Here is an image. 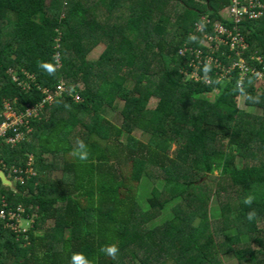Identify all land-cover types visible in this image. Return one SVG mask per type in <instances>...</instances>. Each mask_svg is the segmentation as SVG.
Returning a JSON list of instances; mask_svg holds the SVG:
<instances>
[{
	"label": "trees",
	"instance_id": "obj_1",
	"mask_svg": "<svg viewBox=\"0 0 264 264\" xmlns=\"http://www.w3.org/2000/svg\"><path fill=\"white\" fill-rule=\"evenodd\" d=\"M229 3L0 0V112L37 109L16 142H4L12 129L0 136V170L19 178L14 189L0 180V207L32 220L25 231L0 221V264H70L73 253L90 264H264V9L234 22ZM236 30L238 55L222 42ZM239 59L244 75L228 70ZM240 95L261 114L240 109ZM77 140L86 162L72 155ZM112 244L115 259L100 251Z\"/></svg>",
	"mask_w": 264,
	"mask_h": 264
},
{
	"label": "built area",
	"instance_id": "obj_2",
	"mask_svg": "<svg viewBox=\"0 0 264 264\" xmlns=\"http://www.w3.org/2000/svg\"><path fill=\"white\" fill-rule=\"evenodd\" d=\"M229 1L230 3L224 9L226 10L225 17L228 19L231 18L232 21L234 22H238L239 18L243 14H249L250 18H260L263 16L264 0H229ZM216 31L218 32V34L225 33V29L219 24L216 25ZM218 40L221 41L222 39L219 38ZM222 42H225V44L229 46L230 50H233V51L236 50L237 55L240 53L239 51L247 47V43L245 42L244 37L239 32H237V30L235 34L228 32L226 40ZM184 51L185 49L180 50L179 54L182 55ZM208 62H210V59H208ZM235 66H238V68L242 70L241 75H244V72L246 69L241 59H239L238 63H233V65L229 67L228 70L233 69V67ZM224 73H227V72L224 71ZM57 90H58V93L62 91V86H57ZM51 99H52L51 95L47 94L45 101H51ZM40 107H42V105H40ZM31 110H32V114H29L30 111L27 112L28 110L24 114H16L15 111L11 108L10 109L11 117L9 118L5 117L4 120L0 123V136H4L7 130L12 129L13 132H15V136L13 138L9 137L7 138V140L13 142L14 139H17L16 136H19L20 134H22L18 132L19 126L21 125L25 126L26 118L32 116L33 113L37 112V109L35 108H31ZM15 120H17V122H14ZM29 171L33 173L31 168H27L25 170V173L28 174ZM16 172H17L16 169H12V173H16ZM10 176H11V173H8L7 176L5 177L9 180ZM13 178L19 179L18 176H13ZM2 205L5 206L4 202L2 203ZM3 206L2 208L0 207V221L4 222V226H10L13 230H16L17 228L15 229L14 226H18L17 223L20 218V213L22 212V209L17 207L16 211H12V210L4 209ZM9 220L11 221L15 220L14 224L13 223H11V225L8 224L7 222Z\"/></svg>",
	"mask_w": 264,
	"mask_h": 264
},
{
	"label": "rangeland",
	"instance_id": "obj_3",
	"mask_svg": "<svg viewBox=\"0 0 264 264\" xmlns=\"http://www.w3.org/2000/svg\"><path fill=\"white\" fill-rule=\"evenodd\" d=\"M46 2L48 3V2H50V0H46ZM226 10H223L222 11V14L224 15V16H226ZM261 18H263V16L262 17H260L259 19H261ZM103 48H104V46L103 45H98V46H96L87 56H86V58L88 59V60H95L98 56H99V54L102 52V50H103ZM226 74L225 73H223L219 78L222 80H224V79H227V77L225 76ZM264 86V77L263 76H259L258 77V80H257V82H256V84H255V87H256V89L258 90V91H260L261 89H262V87ZM218 93V91L217 90H215V91H213L212 93H210V94H208V95H206V97L209 99V100H213L214 99V97H215V95ZM236 102H237V105H238V107L240 108V109H242V110H245V111H247V112H251V113H253V114H261V111L259 110V109H256V108H253V107H249V106H246L245 105V103H244V96H242V95H240V96H238L237 98H236ZM155 104H156V100L155 99H151L150 101H149V103H148V107L149 108H152V107H154L155 106ZM4 107H5V109H4V111H2V112H0L1 113V115L2 116H4V118L5 117H7V118H9V117H11V112H10V109H11V107H10V105L8 104V103H5L4 104ZM30 111V112H29ZM27 112H29V114H32V110L31 109H28V111ZM115 114V113H114ZM114 114H112V113H110V111H108V115H107V117H109L111 120H115V115ZM37 115V112H35V113H33V116L35 117ZM14 122H17V120H15ZM116 122V121H115ZM118 123V122H117ZM30 129H28L27 130V132L29 131ZM76 132H78V129H76L75 130ZM136 138H138L139 140H141V141H143V142H146L147 141V134H145V133H143L142 131H140L139 129H135L134 131H133V133H132ZM23 136V134H20L19 136H16L17 137V139H14L13 140V142H16L18 139H20L21 137ZM125 140H126V136H125V134H123L120 138H119V141L120 142H125ZM5 143H10V144H13V142L12 141H9V140H5L4 141ZM50 144H53V141H50ZM49 144V148H55V147H53V145H50ZM175 149V146H173L172 145V147H171V150H170V155H172V151ZM50 154H48V155H45V158H47L48 156H49ZM32 163V157L31 158H29V163L28 164H31ZM33 172V171H32ZM34 173L35 172H33V173H31L30 171H29V175L30 174H33L34 175ZM217 174V172L215 171L214 172V175H216ZM60 176V172L59 171H55L54 172V174H53V177L54 178H58ZM10 180V182H11V187H13V189H14V180H17L16 178H12V179H9ZM140 199V198H139ZM141 200H143V199H141ZM213 202H214V200H212V202H210V204L211 205H213ZM20 209H22V207L21 206H18ZM31 222H32V220H26V219H22V218H19V220H18V223H17V225L18 226H14V228L16 229V230H22V231H25V230H27L29 227H30V225H31ZM222 264H237V262H236V260H235V258H233L231 255H224V257H223V262H222Z\"/></svg>",
	"mask_w": 264,
	"mask_h": 264
},
{
	"label": "clouds",
	"instance_id": "obj_4",
	"mask_svg": "<svg viewBox=\"0 0 264 264\" xmlns=\"http://www.w3.org/2000/svg\"><path fill=\"white\" fill-rule=\"evenodd\" d=\"M39 66L44 70H46L49 74H53L55 71L53 65L48 62H40ZM72 155L79 161L86 162L89 159V155H90L87 144L83 140H77L76 146L72 150ZM254 199H255L254 196L248 195L244 197L243 203L245 205L250 206L253 203ZM256 215L257 213L253 209L246 214V217L249 221H252L253 219L256 218ZM100 251L106 254L107 256L115 259L119 250L115 244H112V245L102 246ZM70 264H90V262L84 257L82 253H73L71 256Z\"/></svg>",
	"mask_w": 264,
	"mask_h": 264
},
{
	"label": "water",
	"instance_id": "obj_5",
	"mask_svg": "<svg viewBox=\"0 0 264 264\" xmlns=\"http://www.w3.org/2000/svg\"><path fill=\"white\" fill-rule=\"evenodd\" d=\"M0 180H1V183H2L3 185L11 187V182H10V180H8V179L5 177V175H4V173H3L2 171H0Z\"/></svg>",
	"mask_w": 264,
	"mask_h": 264
}]
</instances>
